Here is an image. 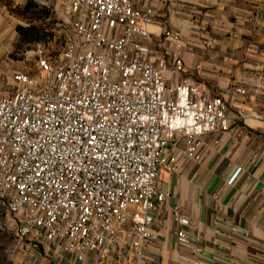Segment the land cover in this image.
I'll return each mask as SVG.
<instances>
[{"label": "built area", "instance_id": "built-area-1", "mask_svg": "<svg viewBox=\"0 0 264 264\" xmlns=\"http://www.w3.org/2000/svg\"><path fill=\"white\" fill-rule=\"evenodd\" d=\"M34 2L56 16L64 46L49 53L38 44L35 70L0 84V207L12 216L11 248L46 243L83 264L91 253L106 260L124 237L141 255L157 239L155 215L168 197L160 173L178 166L171 142L183 140L185 155L200 160L204 134L233 130L228 106L182 76L179 31L164 32L170 49L153 59L151 8ZM174 219L178 243L192 245L189 220L178 208Z\"/></svg>", "mask_w": 264, "mask_h": 264}, {"label": "crops", "instance_id": "crops-1", "mask_svg": "<svg viewBox=\"0 0 264 264\" xmlns=\"http://www.w3.org/2000/svg\"><path fill=\"white\" fill-rule=\"evenodd\" d=\"M131 1L153 10L154 60L170 49L164 32H180L182 76L222 97L233 130L204 134L200 160L185 155L183 140L171 142L178 166L157 181L168 193L155 215L157 239L137 255L121 237L106 260L91 253L83 264H264V0ZM28 2L34 0H0V58L29 27L14 11ZM175 208L189 220L190 246L177 241ZM17 255L18 264H76L46 243L37 249L21 243Z\"/></svg>", "mask_w": 264, "mask_h": 264}, {"label": "rangeland", "instance_id": "rangeland-1", "mask_svg": "<svg viewBox=\"0 0 264 264\" xmlns=\"http://www.w3.org/2000/svg\"><path fill=\"white\" fill-rule=\"evenodd\" d=\"M32 16L23 17L18 13V17L26 24L30 25V20L34 21V25L41 26L47 29L53 36H15V41L12 43V48L6 55L0 58V84H5L6 78L10 77L14 70L34 71L36 66V46L44 45L46 51L59 53L64 46L63 31L57 25L56 16L48 22L40 18L38 11L35 8ZM29 28V27H27ZM26 28V29H27ZM25 31V29H24ZM12 223V216L2 207H0V264H18L17 251L12 249V243L15 236V229Z\"/></svg>", "mask_w": 264, "mask_h": 264}, {"label": "trees", "instance_id": "trees-1", "mask_svg": "<svg viewBox=\"0 0 264 264\" xmlns=\"http://www.w3.org/2000/svg\"><path fill=\"white\" fill-rule=\"evenodd\" d=\"M36 5L34 2H28L24 7L22 8H16L14 11L18 14L20 13L23 17L32 16L33 12H35ZM40 18L46 19L48 17H52V13L49 10L46 9H40L38 11ZM31 24L29 25V28L26 29L23 36H53V34H50L47 29H43L41 26L34 25V21L30 20Z\"/></svg>", "mask_w": 264, "mask_h": 264}]
</instances>
